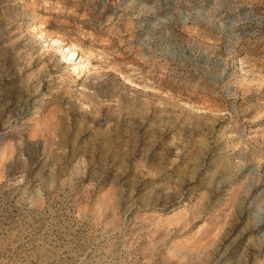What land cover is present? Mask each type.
I'll use <instances>...</instances> for the list:
<instances>
[{
	"label": "rangeland",
	"instance_id": "rangeland-1",
	"mask_svg": "<svg viewBox=\"0 0 264 264\" xmlns=\"http://www.w3.org/2000/svg\"><path fill=\"white\" fill-rule=\"evenodd\" d=\"M0 264H264V0H0Z\"/></svg>",
	"mask_w": 264,
	"mask_h": 264
},
{
	"label": "bare ground",
	"instance_id": "bare-ground-1",
	"mask_svg": "<svg viewBox=\"0 0 264 264\" xmlns=\"http://www.w3.org/2000/svg\"><path fill=\"white\" fill-rule=\"evenodd\" d=\"M54 42L57 43L56 40ZM63 48L64 47L61 46V49H63ZM65 48L66 49H65L64 53H65V55L69 54V59H70L69 65H71V68L74 69V71H76V70L84 71V69L87 68V66L89 67L91 65L90 58L89 57L83 58L82 54L80 55L78 48L73 43H69L68 45H66ZM76 58H79V61L72 62V60H75ZM91 67H90V69H91Z\"/></svg>",
	"mask_w": 264,
	"mask_h": 264
}]
</instances>
